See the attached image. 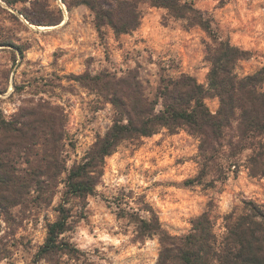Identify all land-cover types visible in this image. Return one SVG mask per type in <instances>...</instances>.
Masks as SVG:
<instances>
[{"label":"rangeland","instance_id":"374dc122","mask_svg":"<svg viewBox=\"0 0 264 264\" xmlns=\"http://www.w3.org/2000/svg\"><path fill=\"white\" fill-rule=\"evenodd\" d=\"M184 1L210 17L221 37L249 51L238 65L240 74L264 67V0ZM141 9L137 29L116 36L106 26L101 37L95 13L77 0H17L14 6L0 0V143L8 140L12 147L0 154V264H51L36 254L65 190L61 182L48 205L39 201L34 187L9 185L12 177L34 172V150L27 153L23 145L30 132L22 144L1 136L2 121L15 120L22 108L60 107L68 133L63 156L71 167L115 119L108 96L78 75L104 70L122 75L137 68L151 92L161 74L186 72L208 84V33L165 7L143 4ZM207 103L216 112L220 101L210 97ZM198 146L197 137L183 128L175 133L163 128L136 144L121 145L106 158L96 193L72 197L67 204L73 222L63 237L72 250L61 254L57 264H156L159 236L139 238L131 219L133 212L148 217L150 207L170 233L185 234L211 204L216 231L222 234L224 214L242 213L247 200L264 205V176L250 174L248 152L214 186L187 185L200 172Z\"/></svg>","mask_w":264,"mask_h":264},{"label":"trees","instance_id":"16d2710c","mask_svg":"<svg viewBox=\"0 0 264 264\" xmlns=\"http://www.w3.org/2000/svg\"><path fill=\"white\" fill-rule=\"evenodd\" d=\"M15 5L17 0H5ZM95 13V25L101 37L106 26L116 34L137 29L142 20L141 5L165 7L176 18H186L190 26H200L209 35L205 59L210 64L208 84L190 73L178 76L161 74L154 92L137 68L122 75L104 70L92 76L78 75L113 104L115 119L100 135L83 160L67 166L63 156L67 131L66 115L60 107L22 108L13 121H2L1 136L15 137L27 153L33 152L34 172L27 177H12L9 185L32 186L39 201L51 205L57 187L65 183L63 199L56 207V220L47 225V237L36 254L57 264L61 254L72 247L63 237L72 227L73 214L68 203L72 197L86 198L96 193L104 175L106 158L125 143L136 144L143 137L154 135L163 128L175 133L186 129L199 140L200 172L185 181L187 185L214 186L244 152L247 168L253 177L264 176V67L253 73L240 74L239 63L249 51L224 39L193 4L184 0H77ZM33 20V19H32ZM219 98L214 112L207 103ZM11 143H0L9 153ZM37 144H42L41 149ZM33 145V147H32ZM34 148V149H33ZM1 156V155H0ZM43 169V171H41ZM66 174L61 180L62 175ZM208 176H212L209 180ZM45 195V196H44ZM148 217L131 213L139 238L159 236L161 248L156 264H264V205L245 201L244 211L223 215L225 230L216 231L212 205L192 219L185 234H172L165 229L153 208Z\"/></svg>","mask_w":264,"mask_h":264}]
</instances>
